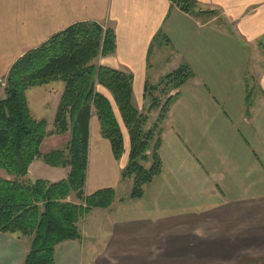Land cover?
Masks as SVG:
<instances>
[{
    "label": "crops",
    "instance_id": "obj_1",
    "mask_svg": "<svg viewBox=\"0 0 264 264\" xmlns=\"http://www.w3.org/2000/svg\"><path fill=\"white\" fill-rule=\"evenodd\" d=\"M196 1L216 14L192 15L170 0H0V100L21 56L82 22L113 30L116 51L94 64L133 76L136 108L147 81L182 65L194 73L169 107L162 171L141 199L122 180L129 138L116 161L92 116L85 195L114 189L116 201L82 218L81 239L58 245L55 264H264V65L256 81L249 73L264 40V0ZM97 91L123 132L112 94ZM59 98L40 106L56 112ZM29 176L58 182L67 172L35 161ZM28 251V239L0 233V264H25Z\"/></svg>",
    "mask_w": 264,
    "mask_h": 264
},
{
    "label": "trees",
    "instance_id": "obj_2",
    "mask_svg": "<svg viewBox=\"0 0 264 264\" xmlns=\"http://www.w3.org/2000/svg\"><path fill=\"white\" fill-rule=\"evenodd\" d=\"M170 1L192 15L216 14L201 10L196 0ZM115 51L113 30L96 22L77 23L21 56L5 80V96L0 100V170L6 174L0 176V233L28 239L25 264H55L58 245L81 239L78 225L82 218L116 201L114 189L85 195L93 115L100 122L102 137L111 143L115 160L120 161L125 151L112 104L97 86L112 94L130 138L129 161L122 172V180L133 182L129 198L141 199L145 187L162 171V125L174 97L194 73L182 65L157 83L146 82L148 111L160 109L157 123L147 131L148 116L133 105V76L94 64ZM55 82L65 87L52 130H48L45 120L33 116L27 93ZM66 134L71 135L66 147L41 152L45 139ZM35 161L66 170L67 177L58 182L31 179L29 170ZM72 196L76 202L69 201Z\"/></svg>",
    "mask_w": 264,
    "mask_h": 264
},
{
    "label": "rangeland",
    "instance_id": "obj_3",
    "mask_svg": "<svg viewBox=\"0 0 264 264\" xmlns=\"http://www.w3.org/2000/svg\"><path fill=\"white\" fill-rule=\"evenodd\" d=\"M224 21L225 20L221 19V23L224 24ZM252 51H253L252 52L253 54L251 56H252L253 62L250 66L249 73H250L251 79L256 81V79H258L260 68L262 65H264V40L259 41L254 46V49ZM5 84L6 83L4 82L3 87H5ZM50 85H52V87H47ZM64 87L65 86L62 82H55V83H51V84L43 86V87L31 89L27 93L28 98H30L31 109L34 112V117L37 118V120L38 119L45 120L49 125L48 130H52V123L55 119V113L56 112H55L54 106L51 109H43L40 106V102H44L46 99H48V104L50 107L51 105H55L56 101L60 97L59 98V103H60L61 97H62L63 92H64ZM52 88H53V91L49 92V90H51ZM48 94L50 96L49 98H47ZM150 105H151L150 101L144 99L143 100V108H141V107L136 108L135 107L140 113L148 116L149 120H148V123L146 126L147 131L152 129L153 126L157 123L159 113H160V109L153 110V111L149 112L148 109H149ZM115 112H119V110H117ZM123 132H124L123 135L126 138H129V135L125 129H123ZM155 137L158 138V134ZM70 139H71L70 134H66L64 136L49 137V139L47 138V141L43 145L42 151L45 153H48V152H51L52 150H55V149L64 148L67 146ZM129 143H130V138H129ZM0 176L6 177L5 172L0 170ZM128 184H130V182L126 181L124 186H127ZM69 201L76 202L77 200H76L75 196H72L71 199H69Z\"/></svg>",
    "mask_w": 264,
    "mask_h": 264
}]
</instances>
